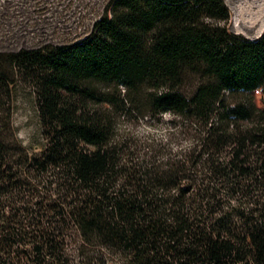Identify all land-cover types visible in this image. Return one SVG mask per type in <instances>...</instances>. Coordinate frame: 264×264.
Instances as JSON below:
<instances>
[{
  "label": "trees",
  "instance_id": "1",
  "mask_svg": "<svg viewBox=\"0 0 264 264\" xmlns=\"http://www.w3.org/2000/svg\"><path fill=\"white\" fill-rule=\"evenodd\" d=\"M228 18L111 0L75 44L0 52V264H264V33Z\"/></svg>",
  "mask_w": 264,
  "mask_h": 264
},
{
  "label": "built area",
  "instance_id": "2",
  "mask_svg": "<svg viewBox=\"0 0 264 264\" xmlns=\"http://www.w3.org/2000/svg\"><path fill=\"white\" fill-rule=\"evenodd\" d=\"M110 1L0 0V49L17 52L75 44L89 36L98 21L109 15ZM231 1L223 0L229 12L227 29L245 35V31L233 26Z\"/></svg>",
  "mask_w": 264,
  "mask_h": 264
},
{
  "label": "rangeland",
  "instance_id": "3",
  "mask_svg": "<svg viewBox=\"0 0 264 264\" xmlns=\"http://www.w3.org/2000/svg\"><path fill=\"white\" fill-rule=\"evenodd\" d=\"M231 16L234 12L230 7ZM229 22V20H228ZM227 22V23H228ZM229 33L235 34V30L232 28L227 29ZM242 35V34H240ZM243 37L253 38L254 35L245 34ZM0 52H14L11 50L0 49ZM256 103L262 107V93L260 89L254 91ZM12 117L11 123L15 131L16 138L25 147H33L34 144L41 143L39 135V122L36 106V99L31 90L26 86L15 87L13 99L11 101ZM144 128V127H143ZM37 150V148H35Z\"/></svg>",
  "mask_w": 264,
  "mask_h": 264
},
{
  "label": "bare ground",
  "instance_id": "4",
  "mask_svg": "<svg viewBox=\"0 0 264 264\" xmlns=\"http://www.w3.org/2000/svg\"><path fill=\"white\" fill-rule=\"evenodd\" d=\"M233 26L249 35L264 31V0H232Z\"/></svg>",
  "mask_w": 264,
  "mask_h": 264
}]
</instances>
